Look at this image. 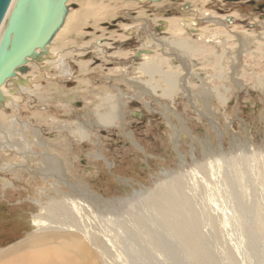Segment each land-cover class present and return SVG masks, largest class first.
<instances>
[{"label":"rangeland","instance_id":"374dc122","mask_svg":"<svg viewBox=\"0 0 264 264\" xmlns=\"http://www.w3.org/2000/svg\"><path fill=\"white\" fill-rule=\"evenodd\" d=\"M65 7L46 54L3 85L0 124L17 122L37 154L47 149L34 146L40 141L58 152L63 176L54 188L74 197L81 227L109 251L99 264H191L180 244L160 234L143 199L175 178L216 264H232L229 254L235 264H264V0H67ZM82 10L91 15L71 33L70 15ZM177 38L189 44L187 53L173 48ZM154 65L156 72L145 71ZM106 105L118 106V119L96 126L94 112L107 115ZM233 156L236 163H225ZM216 157L221 183L213 173ZM20 160L0 147V254L42 234L31 224L43 215L36 201L45 206L55 196L42 177L15 178L7 170ZM130 211L144 225L130 221ZM122 228L136 239L159 234L177 257H150ZM247 238L259 240L255 254Z\"/></svg>","mask_w":264,"mask_h":264},{"label":"bare ground","instance_id":"6f19581e","mask_svg":"<svg viewBox=\"0 0 264 264\" xmlns=\"http://www.w3.org/2000/svg\"><path fill=\"white\" fill-rule=\"evenodd\" d=\"M57 1L58 0H49V12L47 13L48 18L45 21V24L41 30L39 42L29 52L25 53L24 55L23 54L17 55L15 57L16 59L15 60L13 59L10 62V65L4 72L3 78L0 80V103L2 102V100H4L1 99L3 85L7 81L8 83L14 84L15 83L14 79L16 80L21 79V75L25 74L23 71L29 67L27 64L35 60L36 57L35 55H37L38 57L39 53L43 52L44 54L41 55L42 58V56L46 54V51L48 50V46L52 44V40L55 37L56 29L61 24H63V22H65L64 20L66 19L67 16L68 7L67 8L65 7L66 4L65 2L63 5V9L56 11L55 6ZM38 2L41 5V0H38ZM81 2H83V0H81ZM87 10L89 11V9ZM84 11L82 10L76 13H72V15H70V18L72 19V24L69 30L71 33L76 32L75 31L77 28V26H75L76 21L77 22L81 21L86 16L91 15L88 14L87 11H86L87 15L86 13L84 14ZM35 24L36 22L34 20L32 13L31 1L11 0L7 8L6 14L0 24V45L5 35L6 27L9 25L12 26L11 27L12 32L9 33L4 43L3 51L4 52L8 51L13 41L18 42L22 39V37H26V36L28 37L34 31ZM184 26L186 27V25ZM175 31L177 32L178 29ZM176 43H178L176 46L172 45L174 49H177L179 52H181V54L182 53L184 54V52L187 53L185 50L189 48V44L185 40L184 41L181 40L180 42H176ZM41 58L39 57L37 60H40ZM151 67L152 66L146 67L145 71L147 73L151 71H153V73L156 72L155 65L153 66V68ZM132 68H134V66ZM19 90L22 92L27 91V89H22V88H20ZM107 106L108 105L105 106L106 109ZM112 106L114 107L116 105H112ZM113 107L107 109V110H111L107 115L94 112V114L97 116V119L95 118L94 124L96 126H108V127L114 125V122L118 119L119 108H115V107L113 108ZM16 124L17 122H14L9 126L6 124L5 125L0 124V140L7 141L6 143L7 147L6 145H3V142H0L1 150H3L4 148L5 149L12 148L15 151V153L21 157V160L18 163L10 165L9 167H7L8 168L7 170L10 169L12 174L15 175V178H19L20 176L19 174L21 172L31 176L33 179H36L37 176H40V178L42 177L43 178L42 181L46 182V184L48 183L55 196L51 199L48 198L49 201L45 204V206H41L40 201L38 200L36 201V204L39 206L40 211L43 212L42 213L43 215L37 216L35 219L32 216L33 219L31 224L32 226L39 228V231L41 230L42 234H39V236H34L35 237L34 239L24 241L21 244L12 247L10 250L1 253L0 264H99L103 257L105 258L109 257V251L106 249V246L102 244L98 236L87 235V233L81 227L79 221H81L80 219L82 218V216H79L78 218V215L81 214L80 213L81 209L78 208L79 206L77 205L74 197H71L66 193L63 194V192L61 191L58 190L56 191L54 188V183L56 182V179H59L56 177H58L59 174L61 175V177L63 176L62 173H58L59 170L57 169L59 168L58 166L60 165L58 164L59 161L57 160L59 158L57 156L58 152L56 151V153H52L50 149L47 147L48 144H44L42 141L37 142L35 140L37 143H35L34 146H40L39 148L42 149L44 147L47 148L44 152H42V154L41 153L37 154V152L33 150L34 148L32 149V147L29 146L31 145V143L28 145V142L23 137L21 130L16 129L15 127ZM65 128L70 133H72L67 127ZM127 137L130 138L131 137L130 134H128ZM19 139L20 140L23 139L24 143L27 145L25 149H23L24 144ZM235 158L233 156L231 157V159L228 160V162L225 163L234 164L236 163ZM215 160L216 161H215L213 173L214 175H216V178L219 179L221 177V171H223V169L222 170L220 169L219 158L216 157ZM28 162H33L32 165L33 167L29 165L30 163L28 164ZM200 170L205 174L206 172L205 165L204 168L200 167ZM231 170L232 172L229 173L232 175V173H234L233 170L235 169H232L231 166ZM229 173H225V174H229ZM223 177L224 179L222 182L223 183L225 182L223 185L225 187L226 186L228 187L229 186L227 183V181H229L228 176L225 175ZM170 182L162 183L159 188H156L155 190L145 194V196L143 197V199L145 200V202L147 203V205L149 206V208L153 213L152 214L153 218L159 224V227L161 229L160 234L161 235L168 234L170 237H172V239L175 242L180 244L181 249H183L184 253L187 255L188 259L190 260L191 264H216L213 254L211 253L210 249L204 244L205 241L203 242V239L200 236L199 227L200 224H202L200 221V217L198 213L195 211L192 201H190V199L187 197L186 193L184 192V187L181 184L180 178H175L173 182L171 183ZM219 182L221 183V180ZM67 185L68 184L65 185L66 188ZM226 191H228V188ZM47 192H49V190L44 191V193ZM231 196L232 198H230ZM88 197L95 201L98 199L90 195H88ZM229 198H230L229 201L231 200L232 202V203L230 202L231 205L234 207L236 201L234 202L233 200L234 197L231 192L229 193ZM236 199L237 201H239L241 207L245 206L239 195L236 196ZM240 205L238 206L240 207ZM244 208L247 211V213L250 212L251 214L254 215V224L257 225L258 214L254 213V208L249 205H246V207ZM73 210H76L77 214H75L74 213L75 211ZM139 215L137 216V214H133L131 211L128 215L130 221H132L136 226L142 224L144 225L146 220ZM223 216H228V215L223 214ZM215 219H212L213 224L215 223L214 222ZM122 229L123 232L129 237L130 241H133L134 239L135 242H137L138 240V242L144 244L145 249L147 250L146 253L149 254L150 257L152 254L153 258H155L154 254L160 253V255L162 256L164 255L165 258L172 259V258H176L178 255L174 250L173 246L168 241L162 239V237L159 234H153L150 231H145L147 235L145 236L146 239L145 238L136 239L139 238V237H135L136 234L134 235L126 228H122ZM249 231L252 230L250 229ZM164 237L165 236H163V238ZM258 241L259 240L256 238H247V244L250 245L254 254L255 252L258 251V247H259ZM91 247L94 248L95 251L94 250L92 251ZM228 256L232 264H235V260L233 257H231V254H229ZM176 264H179V262H177Z\"/></svg>","mask_w":264,"mask_h":264},{"label":"water","instance_id":"95a60500","mask_svg":"<svg viewBox=\"0 0 264 264\" xmlns=\"http://www.w3.org/2000/svg\"><path fill=\"white\" fill-rule=\"evenodd\" d=\"M11 0H0V24L6 14L7 8L10 4ZM32 13L34 20L36 22L34 31L27 37H22V39L18 42L13 41L11 47L8 51L4 52L3 47L4 43L9 35L12 32V26L9 25L6 27V32L3 37V40L0 45V80L3 78L4 72L10 65V62L14 59L17 55L25 54L29 52L38 42L41 34V30L47 20V13L49 12V0H41V5L39 4L38 0H30ZM66 0H58L55 6V10L59 11L63 9V5ZM21 57V56H20ZM18 57V58H20Z\"/></svg>","mask_w":264,"mask_h":264},{"label":"crops","instance_id":"0c3cea01","mask_svg":"<svg viewBox=\"0 0 264 264\" xmlns=\"http://www.w3.org/2000/svg\"><path fill=\"white\" fill-rule=\"evenodd\" d=\"M174 32H176V31L173 30V33H174ZM177 32H178V31H177ZM174 34H175V33H174ZM177 40H178V39H177ZM180 41H181V40H180Z\"/></svg>","mask_w":264,"mask_h":264}]
</instances>
